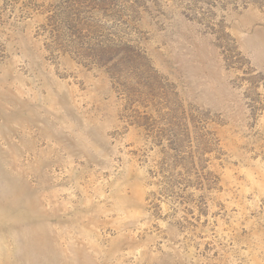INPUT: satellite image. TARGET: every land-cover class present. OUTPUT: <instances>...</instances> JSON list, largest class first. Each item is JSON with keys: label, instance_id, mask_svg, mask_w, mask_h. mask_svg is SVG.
<instances>
[{"label": "rangeland", "instance_id": "1", "mask_svg": "<svg viewBox=\"0 0 264 264\" xmlns=\"http://www.w3.org/2000/svg\"><path fill=\"white\" fill-rule=\"evenodd\" d=\"M0 264H264V0H0Z\"/></svg>", "mask_w": 264, "mask_h": 264}]
</instances>
